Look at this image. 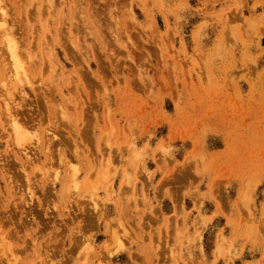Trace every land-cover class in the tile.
Returning a JSON list of instances; mask_svg holds the SVG:
<instances>
[{
    "label": "rangeland",
    "instance_id": "1",
    "mask_svg": "<svg viewBox=\"0 0 264 264\" xmlns=\"http://www.w3.org/2000/svg\"><path fill=\"white\" fill-rule=\"evenodd\" d=\"M0 264H264V0H0Z\"/></svg>",
    "mask_w": 264,
    "mask_h": 264
},
{
    "label": "bare ground",
    "instance_id": "2",
    "mask_svg": "<svg viewBox=\"0 0 264 264\" xmlns=\"http://www.w3.org/2000/svg\"><path fill=\"white\" fill-rule=\"evenodd\" d=\"M8 49L11 52L12 56H14V54H15L14 45L11 42L8 43ZM20 69H21V65H20L19 61H14V70L13 71L15 72L14 73V76L15 77L13 78V76H12V78H11V76H9V77H7L8 79L6 78V80H4V78H3L1 83H3L6 86L7 85L8 86L10 85V88L11 87H14V85H12V83H13V80L15 78H18L19 77V71H20ZM6 108H7L6 109V112H7V110L10 112V109L8 108L7 105H6ZM13 137H14L13 140L15 141V143L17 144V146L26 149L25 146H26V143H27V141L29 139V134L21 126H18V125H15V124L13 125Z\"/></svg>",
    "mask_w": 264,
    "mask_h": 264
}]
</instances>
